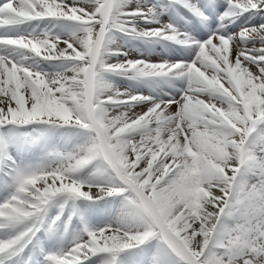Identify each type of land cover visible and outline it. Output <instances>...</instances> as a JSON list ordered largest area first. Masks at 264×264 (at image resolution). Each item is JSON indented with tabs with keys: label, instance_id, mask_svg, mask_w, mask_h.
I'll return each mask as SVG.
<instances>
[{
	"label": "snow or ice",
	"instance_id": "1",
	"mask_svg": "<svg viewBox=\"0 0 264 264\" xmlns=\"http://www.w3.org/2000/svg\"><path fill=\"white\" fill-rule=\"evenodd\" d=\"M0 264H264V0H0Z\"/></svg>",
	"mask_w": 264,
	"mask_h": 264
},
{
	"label": "bare ground",
	"instance_id": "2",
	"mask_svg": "<svg viewBox=\"0 0 264 264\" xmlns=\"http://www.w3.org/2000/svg\"><path fill=\"white\" fill-rule=\"evenodd\" d=\"M255 19H256V20H259V17H256ZM145 91H147V89H145Z\"/></svg>",
	"mask_w": 264,
	"mask_h": 264
}]
</instances>
